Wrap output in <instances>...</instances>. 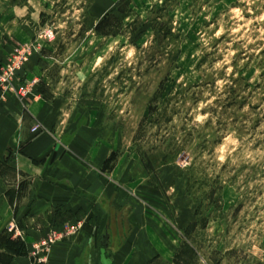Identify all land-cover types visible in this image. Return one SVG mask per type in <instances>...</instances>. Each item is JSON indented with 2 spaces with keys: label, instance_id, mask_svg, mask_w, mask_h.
<instances>
[{
  "label": "rangeland",
  "instance_id": "rangeland-1",
  "mask_svg": "<svg viewBox=\"0 0 264 264\" xmlns=\"http://www.w3.org/2000/svg\"><path fill=\"white\" fill-rule=\"evenodd\" d=\"M8 96L50 103L45 124L71 141L73 176L87 140L115 149L108 179L134 198L106 192L83 264H99L107 232L110 255L120 249L136 207L189 222L176 253L149 264H264V0H0ZM134 161L148 174L131 173ZM78 223L49 228L42 249Z\"/></svg>",
  "mask_w": 264,
  "mask_h": 264
},
{
  "label": "crops",
  "instance_id": "crops-1",
  "mask_svg": "<svg viewBox=\"0 0 264 264\" xmlns=\"http://www.w3.org/2000/svg\"><path fill=\"white\" fill-rule=\"evenodd\" d=\"M0 102V264H83L86 251L94 247L98 229L87 221L107 213L106 192L113 191L110 198L116 205L134 198L128 188L126 194L119 191L114 177L108 179V157L115 149L111 145L108 148L104 141L87 140L77 166L81 175L73 176L68 168L73 153L66 147L71 141H60L53 126L45 124L44 118L52 109L50 103L41 96L30 101L8 96ZM35 124L44 128H36ZM122 165L120 158L111 172L115 174ZM134 166L143 176L148 174L144 162L130 164L133 174ZM133 174L129 175V183H137ZM107 179L114 181L113 187L107 184ZM136 208L130 214L134 233L119 245V250L110 255L114 236L107 232L102 237L103 240L105 235L109 236L106 256L112 264H149L157 257H172L181 246L182 227L189 223L182 215L179 224L168 221L158 210ZM54 213L67 217L54 221L49 217ZM156 215L166 226L155 220ZM75 221L79 222L76 236L56 239L48 250L43 249L45 256L35 254L33 249L49 228L60 230ZM6 235H10V242L4 239Z\"/></svg>",
  "mask_w": 264,
  "mask_h": 264
},
{
  "label": "water",
  "instance_id": "water-1",
  "mask_svg": "<svg viewBox=\"0 0 264 264\" xmlns=\"http://www.w3.org/2000/svg\"><path fill=\"white\" fill-rule=\"evenodd\" d=\"M108 242H109V236L107 234L104 236V238L102 240L100 264H112V261L106 256V247L108 246Z\"/></svg>",
  "mask_w": 264,
  "mask_h": 264
},
{
  "label": "built area",
  "instance_id": "built-area-1",
  "mask_svg": "<svg viewBox=\"0 0 264 264\" xmlns=\"http://www.w3.org/2000/svg\"><path fill=\"white\" fill-rule=\"evenodd\" d=\"M14 227H12L13 229ZM52 241V240H50ZM47 246V240H43L41 243L35 246V254H39L42 249V247Z\"/></svg>",
  "mask_w": 264,
  "mask_h": 264
},
{
  "label": "trees",
  "instance_id": "trees-1",
  "mask_svg": "<svg viewBox=\"0 0 264 264\" xmlns=\"http://www.w3.org/2000/svg\"><path fill=\"white\" fill-rule=\"evenodd\" d=\"M146 165L148 169H151L149 162L146 161Z\"/></svg>",
  "mask_w": 264,
  "mask_h": 264
}]
</instances>
